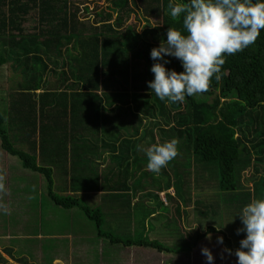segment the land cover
<instances>
[{
	"label": "crops",
	"instance_id": "0c3cea01",
	"mask_svg": "<svg viewBox=\"0 0 264 264\" xmlns=\"http://www.w3.org/2000/svg\"><path fill=\"white\" fill-rule=\"evenodd\" d=\"M80 19L86 26L84 18ZM93 25L89 27L91 34L100 26L96 22ZM89 32L82 41L89 39ZM47 38L40 37L39 42L49 40ZM113 38L117 39L116 36ZM65 41L62 38V42ZM82 54V49H76L74 42L72 45L54 44L51 55L44 54L43 59L31 58L27 65L12 61L1 66L0 110L6 117L14 146L37 156L40 165L54 169V191L92 198L95 204H102L99 207L106 218L118 219L122 230L127 231L126 227L132 230L133 215L128 213V206L142 207L150 196L149 188L143 182L145 173L150 172L146 151L157 142L158 132L162 136L160 145L173 139L180 143L179 130L167 131L175 126L180 128V116L175 118L180 106L177 107L178 102H168L167 98L166 105L161 100L158 103L157 97H153L148 88L150 69L144 61L148 52H142L134 61L132 78L122 76L126 72L124 61L110 66L107 85H102L101 90L95 92L97 96L91 98L79 82ZM110 55L115 58V54ZM18 71L26 78L18 77ZM35 88H39L38 91H33ZM4 94L8 99L7 106H4ZM154 103L171 112L169 119L162 114L160 107L155 108ZM150 110L154 111L151 117ZM181 146L177 145V157L167 164L172 172L179 168L177 160L182 152ZM169 168L163 172H170ZM0 176L4 177L5 188L0 192V255L9 264H33L34 245L30 239L34 237L25 231L17 232L16 221L35 220L38 209L47 210L37 201L38 194L44 195L45 190L54 202L46 187L48 183L42 174L25 168L19 157L3 150L1 140ZM149 179L148 176L147 183ZM168 184L162 190L173 185L171 179ZM117 189L123 193H114ZM161 195L163 198L174 196V191L171 189ZM53 204L56 207L52 210L68 217L78 210L61 207L60 211V206Z\"/></svg>",
	"mask_w": 264,
	"mask_h": 264
},
{
	"label": "trees",
	"instance_id": "16d2710c",
	"mask_svg": "<svg viewBox=\"0 0 264 264\" xmlns=\"http://www.w3.org/2000/svg\"><path fill=\"white\" fill-rule=\"evenodd\" d=\"M179 1L182 4L189 2V0ZM169 2L170 0H107L106 9L96 14L99 28L88 36L89 39L82 41L90 30L81 24L79 17L81 8L79 5H74L72 0H0V67L12 61L27 65L31 58L43 59L44 54L50 56L54 44L55 46L61 43L72 45L74 42L75 48L80 47L83 51L79 82L83 85L84 92L91 98L95 96V92L101 90L102 85H107V70L110 66L124 61L126 72L122 76L127 79L132 78L135 70L133 63L139 59L138 55L142 52H148V55L144 56V61L149 66V77L152 81L154 74L151 72V67L154 63H162V61H153L150 57L151 50L159 47L162 40L167 41V31L170 27L187 35L183 29L182 16L178 20L167 16L170 14L167 7ZM252 2H264V0H252ZM135 5L142 10L148 21L155 19L158 22L162 21L163 25L159 23L154 28L138 33L133 26L128 25L137 13ZM33 15H38V23L37 26H32V33V27L27 25ZM44 25L47 27L44 28ZM40 37H49L47 38L49 40L39 42ZM62 38L64 41L67 38L69 40L63 43ZM60 52L63 54V49ZM110 53L115 54V58ZM224 58L226 63L221 68V81L217 82L213 76L209 91L203 93L206 96H214L218 93L215 102L213 104L207 101L200 102L195 96L186 95L183 101L184 107H180L178 115L175 113V118L180 116V128L175 126L167 131L172 133L179 130L184 140L180 150L185 151V146L191 149L195 159L201 163V174L210 167L214 169L217 191L222 195L229 194L232 202L244 207L254 197L251 193L244 192L243 173L252 169L257 176L256 174H260L264 169V29L260 31L254 44L234 55L224 54ZM165 59L170 61L165 65L168 70L184 72L178 59L170 56H166ZM25 72L27 73V70ZM38 89L35 88L33 91ZM233 92L237 94V99L228 100L227 96ZM153 97L156 98L154 93ZM223 99L225 100L222 102ZM156 101L159 103L160 99L157 97ZM178 103L177 107L181 106V102ZM163 104L166 105V102L163 101ZM161 112L166 119H169L171 112L166 111L165 107L161 108ZM0 140L3 150L19 157L25 168L38 172L46 178L49 196L58 206L68 210L81 208L89 219L96 222L99 236L112 244L148 247L161 253L181 254L191 252L209 234L218 233L223 236L225 246L234 253L236 251L232 238L212 226H208L205 232L196 231L194 234L180 231L176 234L174 243L169 246L157 238H150L146 235L147 229L148 232L150 231L147 223L151 224L152 220L159 217L157 209L147 210L141 226L136 221V223L132 221V228L136 232L134 236L127 235L132 230H122V227H119V234L105 231L106 215L102 208L83 205L76 195L62 196L55 193L54 169L40 165L37 156L14 146L6 126V117L1 110ZM177 183L175 186L183 184L181 181ZM260 185L264 186V181ZM171 189V186L167 187L160 193L163 194ZM113 192L123 193V190L117 189ZM176 197L178 192L175 190L174 196H166L167 202L169 198L175 202ZM189 201L190 199L186 200L184 204ZM143 206L146 207L145 204ZM176 209L180 210L181 206L178 205ZM150 227L154 228L153 225ZM139 230H141L140 234H138ZM0 264L9 263L0 255Z\"/></svg>",
	"mask_w": 264,
	"mask_h": 264
},
{
	"label": "rangeland",
	"instance_id": "374dc122",
	"mask_svg": "<svg viewBox=\"0 0 264 264\" xmlns=\"http://www.w3.org/2000/svg\"><path fill=\"white\" fill-rule=\"evenodd\" d=\"M172 1L180 3L179 0ZM72 2L81 8L80 17L84 18L83 22L87 28L94 27L93 24L98 19L96 14L100 13L102 9H106L108 5L107 0H72ZM134 8L137 13H135L128 25L133 26L138 33H143L148 28H154L159 23L163 25L162 21L158 22L155 19L148 21L137 5ZM167 16L170 18V14ZM37 23L38 15H33L27 26L32 27ZM88 35H91V33L89 32ZM16 75L20 78H26L25 74H21L20 71ZM14 77L16 76L14 75ZM216 95L197 94L194 96L197 101H207L213 104ZM1 99L2 95L0 94V101ZM4 99L6 102L4 106H7L8 99L5 94ZM227 99H237V94L233 92L227 96ZM151 104L152 101L150 106ZM153 105L156 109L161 108L158 103ZM180 107H184L183 102ZM153 113L154 111L150 110V117ZM158 137L156 138L157 142L153 145H160L159 139L162 141L160 132H158ZM183 141L181 138L178 144L179 147ZM140 156L142 155L140 154ZM142 157L146 158V156ZM177 167H179L177 172H172V169L166 165L158 174L152 171L145 173L143 182L149 188L150 196L145 202L146 207L136 208L134 204L128 206L130 209L128 213L133 215V222H137L141 226L142 222H144L143 217L148 212L147 210L157 209L159 217L152 220L151 224L147 223L150 231L148 232L147 229L146 235L150 238H157L169 246L174 243L176 234L180 233V231L194 234L196 231L205 232L208 226H212L220 228V230L227 233L232 238L235 249H239L240 241L246 238V233L244 232L237 234V229L244 227L238 216L243 206L232 202L229 194L222 195L217 191V179L214 177V169L212 170L210 167L209 170L201 174V163L198 159H195L191 149L185 148V151L182 150L179 160H177ZM166 168L167 170L169 168L170 172H163ZM130 173H132V168H130ZM256 175L252 169L243 173L244 192L251 193L254 199H264V186L260 185L264 181V169L260 174ZM148 176L150 179L147 183ZM170 179L173 182V185H171L172 190L178 192V197L175 198V202H172L173 199L169 198V204L167 200H164L166 197L163 198L160 191L167 186V183L170 184ZM178 181L183 184L175 186ZM257 185H259V189H257ZM46 187L49 190V185ZM55 193L62 196H68L69 194L63 191L58 192L57 189H55ZM79 198L83 205L91 207L102 206L98 202L95 204L90 197L79 196ZM189 199L190 201L184 204ZM37 201L39 205L43 203L47 210L38 209L37 219L35 220L16 221L17 232L25 231L31 233L34 237L30 239L34 245L32 250L33 264H208L207 258L202 254L203 248L211 251L214 257L212 264H237L238 258L235 253L231 251L232 254L229 255L225 251L228 248L225 246L224 241L222 244L218 242V237L223 238L218 233L209 234L191 252L181 254L161 253L148 247H127L122 244H112L109 240L102 239L99 236L96 222L89 219L79 207L77 208L78 210L72 212L73 216L71 217L57 210H52L56 206L53 204L55 202H51L49 199L47 190L44 191V195L42 193L38 194ZM178 205L181 206L180 210L176 209ZM60 211L62 210L60 209ZM77 213H79L78 216H76ZM116 220L109 217L106 218L104 230L119 234L120 222ZM175 220L176 223H174ZM70 221H72V224H70ZM151 225L154 228L150 227ZM126 228L128 229V227ZM143 228L141 227V229ZM140 231H138V234H140ZM122 234L124 236H134L136 232L132 228V232L129 234L126 235L124 232ZM245 251L247 250L245 249Z\"/></svg>",
	"mask_w": 264,
	"mask_h": 264
},
{
	"label": "clouds",
	"instance_id": "9594fccd",
	"mask_svg": "<svg viewBox=\"0 0 264 264\" xmlns=\"http://www.w3.org/2000/svg\"><path fill=\"white\" fill-rule=\"evenodd\" d=\"M170 17L178 20L183 17V29L169 28L167 41H161L153 48L150 57L154 63L151 72L154 80L148 82V88L161 101L183 102L185 96H194L209 91L213 76L220 82L221 68L226 63L224 54L234 55L254 44L264 29V2L252 0H189L187 4L169 2ZM178 59L184 72L168 70L170 63L165 57ZM178 141L173 139L162 145H152L147 151V167L159 173L178 155ZM0 176V192L5 190ZM244 227L237 234L246 233L235 251L237 264H264V199H253L243 207L238 215ZM220 228H217L219 231ZM223 243V238L218 237ZM245 249L247 251H245ZM229 255L231 250L225 249ZM202 254L212 264L214 257L207 248ZM223 258V257H222Z\"/></svg>",
	"mask_w": 264,
	"mask_h": 264
}]
</instances>
